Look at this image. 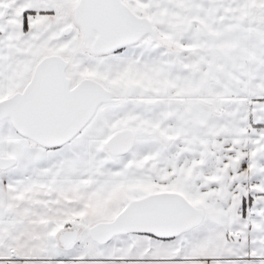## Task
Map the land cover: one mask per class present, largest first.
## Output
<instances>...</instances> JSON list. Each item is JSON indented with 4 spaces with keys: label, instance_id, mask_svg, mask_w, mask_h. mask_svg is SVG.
Returning a JSON list of instances; mask_svg holds the SVG:
<instances>
[{
    "label": "snow or ice",
    "instance_id": "1",
    "mask_svg": "<svg viewBox=\"0 0 264 264\" xmlns=\"http://www.w3.org/2000/svg\"><path fill=\"white\" fill-rule=\"evenodd\" d=\"M0 264H264V0H0Z\"/></svg>",
    "mask_w": 264,
    "mask_h": 264
}]
</instances>
